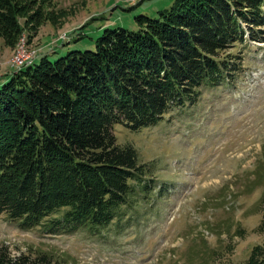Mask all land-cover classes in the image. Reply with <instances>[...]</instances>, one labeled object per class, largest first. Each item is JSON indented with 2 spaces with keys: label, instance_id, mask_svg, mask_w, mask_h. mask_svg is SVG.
I'll return each instance as SVG.
<instances>
[{
  "label": "trees",
  "instance_id": "16d2710c",
  "mask_svg": "<svg viewBox=\"0 0 264 264\" xmlns=\"http://www.w3.org/2000/svg\"><path fill=\"white\" fill-rule=\"evenodd\" d=\"M18 19L12 0H0V21ZM137 21V31L106 29L96 50L44 56L0 85V219L6 213L28 230L61 213L52 227L97 231L131 204L134 182L147 194L151 170L132 144L118 143L115 126L156 125L195 104L203 84L233 77L240 57L223 53L248 33L264 40V0H177ZM0 264L54 258L1 243ZM245 264H264V246Z\"/></svg>",
  "mask_w": 264,
  "mask_h": 264
},
{
  "label": "rangeland",
  "instance_id": "374dc122",
  "mask_svg": "<svg viewBox=\"0 0 264 264\" xmlns=\"http://www.w3.org/2000/svg\"><path fill=\"white\" fill-rule=\"evenodd\" d=\"M176 1L12 0L19 19L0 21V85L44 56L96 50L106 29L137 31L138 16L158 18ZM227 53L239 71L203 84L195 104L137 131L115 126L151 170L147 194L134 182L131 204L97 231L52 227L61 213L25 230L4 213L0 244L48 252L54 264H245L264 246V40L248 33Z\"/></svg>",
  "mask_w": 264,
  "mask_h": 264
},
{
  "label": "bare ground",
  "instance_id": "6f19581e",
  "mask_svg": "<svg viewBox=\"0 0 264 264\" xmlns=\"http://www.w3.org/2000/svg\"><path fill=\"white\" fill-rule=\"evenodd\" d=\"M24 54V53H23Z\"/></svg>",
  "mask_w": 264,
  "mask_h": 264
},
{
  "label": "built area",
  "instance_id": "2783aa9c",
  "mask_svg": "<svg viewBox=\"0 0 264 264\" xmlns=\"http://www.w3.org/2000/svg\"><path fill=\"white\" fill-rule=\"evenodd\" d=\"M21 59V58H20Z\"/></svg>",
  "mask_w": 264,
  "mask_h": 264
}]
</instances>
